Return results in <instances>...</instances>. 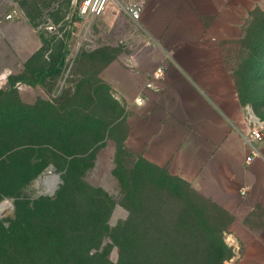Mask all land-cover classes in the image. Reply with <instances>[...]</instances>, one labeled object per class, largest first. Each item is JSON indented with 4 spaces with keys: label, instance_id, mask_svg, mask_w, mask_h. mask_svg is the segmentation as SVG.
I'll return each instance as SVG.
<instances>
[{
    "label": "rangeland",
    "instance_id": "1",
    "mask_svg": "<svg viewBox=\"0 0 264 264\" xmlns=\"http://www.w3.org/2000/svg\"><path fill=\"white\" fill-rule=\"evenodd\" d=\"M248 26L244 48L233 57L232 76L242 103L264 120V9L254 12ZM79 31L63 33L68 55L61 74L39 83L28 75L31 83L21 82L23 89H11L9 77L25 72L38 34L0 32V264H33L35 253L47 252L41 243L59 246L62 256H72L76 252L72 246L83 236L86 224L95 228H89V237L100 234L102 248L109 247L110 260L117 262L119 248L108 234L102 235L92 210L84 215L79 208L89 209L88 200H95L102 190L116 202L109 212V226L126 220L129 211L120 203L121 178L127 172L128 180L131 170L137 175L135 182L127 181L133 188L130 196L141 190L142 198L168 224L191 205L192 220L204 232L209 252L211 240L223 241L227 264L234 256L226 239L229 217L127 149V97L115 95L116 77L125 73L127 49L119 50L123 60L117 69L89 59L83 52L95 50L90 48L79 51L71 64ZM6 73V79L1 78ZM75 159L72 186L55 201L67 166ZM175 187L181 197L170 194Z\"/></svg>",
    "mask_w": 264,
    "mask_h": 264
},
{
    "label": "crops",
    "instance_id": "2",
    "mask_svg": "<svg viewBox=\"0 0 264 264\" xmlns=\"http://www.w3.org/2000/svg\"><path fill=\"white\" fill-rule=\"evenodd\" d=\"M72 1L0 0V32L38 34L31 57L47 25L83 28L67 20ZM121 1L142 5L140 21L112 1L92 30L97 49H127L115 92L127 97V149L229 217L234 256L227 264H264V140L252 154L244 138L248 107L232 76L264 0ZM121 56L109 67L119 68Z\"/></svg>",
    "mask_w": 264,
    "mask_h": 264
},
{
    "label": "trees",
    "instance_id": "3",
    "mask_svg": "<svg viewBox=\"0 0 264 264\" xmlns=\"http://www.w3.org/2000/svg\"><path fill=\"white\" fill-rule=\"evenodd\" d=\"M66 36L67 34L59 36L56 33L47 31L41 32L40 38L42 46L25 62V72L23 74L18 76L10 75L11 77H9V80L11 89H13V87L16 88L18 82H24L29 85L31 81L27 78L28 75L34 79L33 83L42 82L48 76H59L66 65L68 55ZM83 53L87 54L88 58L91 60L97 59L105 65H108L117 58L119 50L99 48L95 49L90 54L87 52ZM75 161L76 159L69 162L67 172L63 175V184L56 194L55 201H58L72 186L70 175L72 172V165ZM136 175L137 171L131 170L128 180L127 172L121 178L123 182V199L120 203L129 211V215L126 220L120 221L116 226L110 227L108 224L109 212L116 202L115 200L113 201L112 196L107 192L98 190V195L95 200H88L91 205L89 209H83V207L79 208V211L84 215H87L86 212L92 210V214L95 218L94 221L99 227H102V235L108 234L106 236L113 240L114 245L119 248V259L117 262L110 260L109 247L102 248L103 237H101L100 234L97 235L96 232L94 236L89 237L92 234L89 230L95 228L86 224L83 236L80 235V239L72 246L76 249V252L73 253L72 256V253H69L66 257L62 256L59 246L47 245L44 247L46 244L41 243L40 246L45 248L47 252L42 255L35 253L32 257V263L225 264L227 257L224 253L225 245L223 241L217 242L211 240L210 248H212V252H209L207 246L208 242L204 237V232L200 227L196 228V222L194 223L192 220L191 205H186L181 210L176 221L168 224L163 222V214L145 201V198H142L141 190L133 192V196H130L133 188H129L128 182H133L131 179H134L135 182ZM175 179L181 184L186 185L189 193L192 192L184 181L179 178ZM170 194L176 195L177 197L182 196L177 187H175L173 191H170ZM78 196L79 195L76 196L77 199H79ZM51 230L53 231V229ZM36 242L37 241H35V245ZM191 246L193 250L190 249ZM61 248L65 249L66 247L61 246Z\"/></svg>",
    "mask_w": 264,
    "mask_h": 264
},
{
    "label": "built area",
    "instance_id": "4",
    "mask_svg": "<svg viewBox=\"0 0 264 264\" xmlns=\"http://www.w3.org/2000/svg\"><path fill=\"white\" fill-rule=\"evenodd\" d=\"M112 1H115L120 9L126 11L136 23L140 21L141 13H142V5L138 2H131L128 4L127 3L124 4L121 0H73L72 1L73 10L68 14L67 20H69V22H71V24L73 25L76 23H81L76 20L80 18L83 22V28L81 29V31H79L81 36L76 43L75 48L77 49V52L74 56H71L69 58V61L71 60V64L73 63L79 51L83 49L87 50V48L88 49L90 48L91 50L97 48L98 46L97 39L95 34L93 33L92 25L97 18H99L101 15L104 14L108 5ZM16 12L17 11L14 10L13 12L6 15L5 18L12 19L14 15L17 14ZM45 29L49 32L56 33L59 36H62V34L66 32V29L60 31L59 28L52 25H47ZM125 65L127 66V60L125 62ZM7 74L8 73H6L1 78L6 79ZM148 86L152 87L151 84H149ZM16 88L23 89L24 85L21 82H18L16 84ZM137 103L140 104L141 100L138 99ZM245 120L248 125L247 130L244 133L245 141L247 142L251 153L257 154L259 151V144L264 139L263 138L264 120L259 118V116L249 107L246 112ZM248 160L250 161L251 159L249 158ZM243 194H245V192Z\"/></svg>",
    "mask_w": 264,
    "mask_h": 264
},
{
    "label": "water",
    "instance_id": "5",
    "mask_svg": "<svg viewBox=\"0 0 264 264\" xmlns=\"http://www.w3.org/2000/svg\"><path fill=\"white\" fill-rule=\"evenodd\" d=\"M57 178H58V176H57Z\"/></svg>",
    "mask_w": 264,
    "mask_h": 264
}]
</instances>
